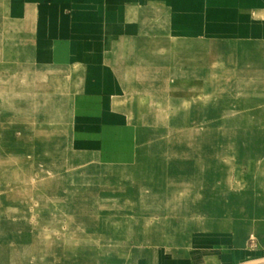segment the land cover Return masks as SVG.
Segmentation results:
<instances>
[{"label":"crops","instance_id":"1","mask_svg":"<svg viewBox=\"0 0 264 264\" xmlns=\"http://www.w3.org/2000/svg\"><path fill=\"white\" fill-rule=\"evenodd\" d=\"M0 50L23 104L61 130L73 181L121 188L128 208L182 209L147 179L163 170L141 151L147 121L199 98L205 81L215 96L217 70L264 80V0H0ZM243 208L218 230L165 215L153 232L113 233L140 243L111 264H264V199Z\"/></svg>","mask_w":264,"mask_h":264},{"label":"rangeland","instance_id":"2","mask_svg":"<svg viewBox=\"0 0 264 264\" xmlns=\"http://www.w3.org/2000/svg\"><path fill=\"white\" fill-rule=\"evenodd\" d=\"M10 72L0 64V264H111L114 249L140 243L113 233L153 232L165 215L238 226L245 201L264 199V80L217 70L215 96L205 81L193 102L152 114L141 151L167 171L146 178L184 208L139 209L121 188L73 181L61 130L23 104Z\"/></svg>","mask_w":264,"mask_h":264}]
</instances>
